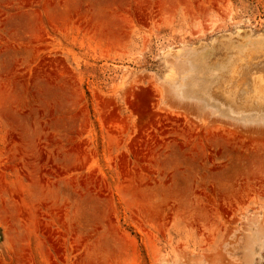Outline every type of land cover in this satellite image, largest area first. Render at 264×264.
<instances>
[{
	"label": "rangeland",
	"instance_id": "rangeland-1",
	"mask_svg": "<svg viewBox=\"0 0 264 264\" xmlns=\"http://www.w3.org/2000/svg\"><path fill=\"white\" fill-rule=\"evenodd\" d=\"M242 31L264 0H0V264H264Z\"/></svg>",
	"mask_w": 264,
	"mask_h": 264
},
{
	"label": "bare ground",
	"instance_id": "bare-ground-1",
	"mask_svg": "<svg viewBox=\"0 0 264 264\" xmlns=\"http://www.w3.org/2000/svg\"><path fill=\"white\" fill-rule=\"evenodd\" d=\"M247 34L246 31L239 32V36L236 37L239 46L231 45L230 51L235 52V55L226 66L224 78L215 91L217 92L216 96H219L220 99L231 105L235 104L232 106L238 107L237 111L240 109L251 110V107L256 103L264 105V34L246 38ZM232 39L235 38L229 36L227 38L228 41ZM219 48L214 54L223 63L228 48Z\"/></svg>",
	"mask_w": 264,
	"mask_h": 264
}]
</instances>
